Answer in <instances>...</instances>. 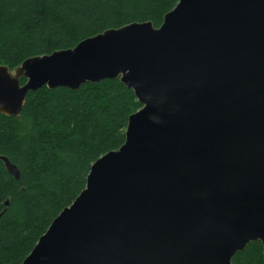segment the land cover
Returning <instances> with one entry per match:
<instances>
[{"label":"water","instance_id":"obj_1","mask_svg":"<svg viewBox=\"0 0 264 264\" xmlns=\"http://www.w3.org/2000/svg\"><path fill=\"white\" fill-rule=\"evenodd\" d=\"M117 79L142 106L125 142L21 264H233L250 243L264 250V0H179L160 27L0 66V114L45 87Z\"/></svg>","mask_w":264,"mask_h":264},{"label":"trees","instance_id":"obj_2","mask_svg":"<svg viewBox=\"0 0 264 264\" xmlns=\"http://www.w3.org/2000/svg\"><path fill=\"white\" fill-rule=\"evenodd\" d=\"M179 0H0V66L11 71L32 57L68 50L132 23L160 27ZM26 82L21 79V85ZM142 108L117 80L77 91L42 88L18 117L0 114V264H21L50 223L85 189L91 166L125 142L128 117ZM250 243L233 264H264Z\"/></svg>","mask_w":264,"mask_h":264}]
</instances>
